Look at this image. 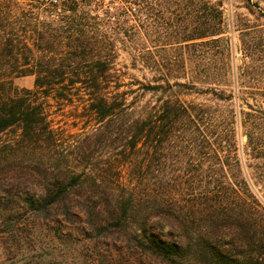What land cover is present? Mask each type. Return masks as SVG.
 <instances>
[{
	"label": "trees",
	"instance_id": "16d2710c",
	"mask_svg": "<svg viewBox=\"0 0 264 264\" xmlns=\"http://www.w3.org/2000/svg\"><path fill=\"white\" fill-rule=\"evenodd\" d=\"M2 1L0 239L8 259L82 264L80 230L157 264H264V31H241L237 60L219 4L182 0V16L167 9L164 65L154 51L116 46L152 32L159 0H65L45 16ZM121 51L130 69L159 77L122 71ZM29 76L32 89L13 85ZM48 99L82 110L85 127L54 129Z\"/></svg>",
	"mask_w": 264,
	"mask_h": 264
},
{
	"label": "rangeland",
	"instance_id": "374dc122",
	"mask_svg": "<svg viewBox=\"0 0 264 264\" xmlns=\"http://www.w3.org/2000/svg\"><path fill=\"white\" fill-rule=\"evenodd\" d=\"M24 9L35 8L38 12L42 13L45 16V9L51 10V7H41L37 4L28 1L21 0H10ZM65 0H60L59 3H62ZM88 2L90 0H76ZM171 1V2H170ZM213 3H218L223 15V23L225 28L224 37L229 41L231 50L235 53L236 59L241 58L240 49L241 42L240 37L243 29L245 27L253 26L254 29H262L264 31V19L259 17V9H264V0H210ZM173 2V3H172ZM58 3V4H59ZM0 4H3V1L0 0ZM160 6H154V9L160 11L156 15L153 22L152 32L149 35L141 32L139 40L136 44L124 43L116 44L117 47L123 48L125 46H136L144 50H151L156 52L155 59L158 63L165 65V60L160 61L159 52L161 48L168 47L169 39L167 34L172 32V27L167 26L173 22V17L168 13V10L172 11L173 9L177 10L178 15H183V10L186 7V3L182 0H159ZM169 4V5H168ZM171 4V5H170ZM119 6V5H118ZM193 7L196 10L197 3H193ZM169 8V9H168ZM92 16L102 17V11L96 7V5L90 4L89 8ZM168 9V10H167ZM162 17V18H161ZM55 18V17H54ZM141 19L142 16L139 15ZM56 19V18H55ZM166 23V25H164ZM183 24V23H180ZM180 28V26H179ZM242 31V32H241ZM181 33V32H180ZM199 41H196L198 43ZM178 46V45H177ZM183 47V45H179ZM183 50V49H181ZM181 53V52H180ZM117 67L122 71L127 72L128 74L134 76L135 79L139 81L152 80L153 78L159 77L157 73H150L147 69L139 66L137 70H132L130 65V59L128 55L124 52H120L119 58L117 60ZM239 62L237 61V65ZM198 70H201L198 69ZM131 77V76H126ZM33 77H23L18 78L13 81V85L18 89H32L33 88ZM149 99V96L146 97ZM185 99L194 100L195 97H186ZM202 97H197L195 101L201 102ZM45 110L47 112L48 120L51 122V125L54 129L63 131L64 134H74L79 133L81 129L87 124L84 123V120H81L82 110H76L74 106H71L68 102H57L56 100L48 99L45 103ZM82 218V215H79ZM78 239L81 240L82 247V258L77 259L82 262V264H157L153 260L140 256L136 252H130L124 245L125 243L115 242L111 239H100V240H90L84 234V231L77 230L75 232ZM1 236V235H0ZM6 241L0 239V264H26L30 263V258H22L19 256L14 257L13 259H8L7 254L3 251L2 242ZM6 247V246H5ZM20 255V254H19ZM24 256H27L26 253H23ZM31 264H35L31 262Z\"/></svg>",
	"mask_w": 264,
	"mask_h": 264
},
{
	"label": "built area",
	"instance_id": "2783aa9c",
	"mask_svg": "<svg viewBox=\"0 0 264 264\" xmlns=\"http://www.w3.org/2000/svg\"><path fill=\"white\" fill-rule=\"evenodd\" d=\"M21 1H28V2H32L34 4H37L41 7H51L53 5H56L60 2V0H21ZM95 3H103V4H108L110 3V1L112 0H93ZM116 2L115 5H117L121 0H113Z\"/></svg>",
	"mask_w": 264,
	"mask_h": 264
}]
</instances>
